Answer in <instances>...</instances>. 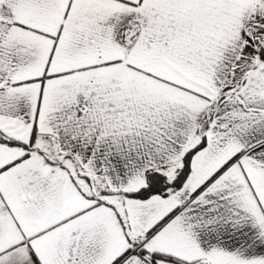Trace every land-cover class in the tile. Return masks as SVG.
I'll return each mask as SVG.
<instances>
[{
  "label": "snow or ice",
  "instance_id": "obj_1",
  "mask_svg": "<svg viewBox=\"0 0 264 264\" xmlns=\"http://www.w3.org/2000/svg\"><path fill=\"white\" fill-rule=\"evenodd\" d=\"M0 264H264V0H0Z\"/></svg>",
  "mask_w": 264,
  "mask_h": 264
}]
</instances>
